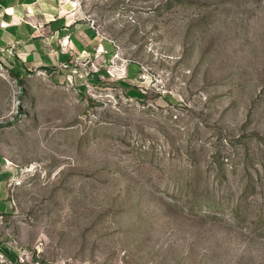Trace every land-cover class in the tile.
Returning <instances> with one entry per match:
<instances>
[{
    "label": "rangeland",
    "instance_id": "obj_1",
    "mask_svg": "<svg viewBox=\"0 0 264 264\" xmlns=\"http://www.w3.org/2000/svg\"><path fill=\"white\" fill-rule=\"evenodd\" d=\"M62 1L98 44L0 60V264H264V0Z\"/></svg>",
    "mask_w": 264,
    "mask_h": 264
},
{
    "label": "crops",
    "instance_id": "obj_2",
    "mask_svg": "<svg viewBox=\"0 0 264 264\" xmlns=\"http://www.w3.org/2000/svg\"><path fill=\"white\" fill-rule=\"evenodd\" d=\"M94 44L93 27L76 20L62 0H0V60L11 66L47 67L87 53ZM5 198L0 186V199Z\"/></svg>",
    "mask_w": 264,
    "mask_h": 264
},
{
    "label": "trees",
    "instance_id": "obj_3",
    "mask_svg": "<svg viewBox=\"0 0 264 264\" xmlns=\"http://www.w3.org/2000/svg\"><path fill=\"white\" fill-rule=\"evenodd\" d=\"M18 74V73H17Z\"/></svg>",
    "mask_w": 264,
    "mask_h": 264
}]
</instances>
